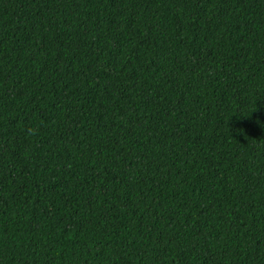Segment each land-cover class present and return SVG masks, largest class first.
<instances>
[{
	"label": "trees",
	"instance_id": "obj_1",
	"mask_svg": "<svg viewBox=\"0 0 264 264\" xmlns=\"http://www.w3.org/2000/svg\"><path fill=\"white\" fill-rule=\"evenodd\" d=\"M0 264H264V0H0Z\"/></svg>",
	"mask_w": 264,
	"mask_h": 264
}]
</instances>
